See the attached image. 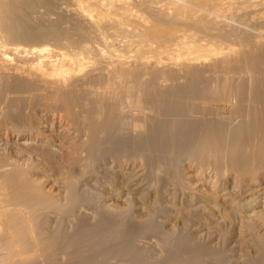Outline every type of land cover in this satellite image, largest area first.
I'll use <instances>...</instances> for the list:
<instances>
[{
  "label": "rangeland",
  "instance_id": "rangeland-1",
  "mask_svg": "<svg viewBox=\"0 0 264 264\" xmlns=\"http://www.w3.org/2000/svg\"><path fill=\"white\" fill-rule=\"evenodd\" d=\"M106 1V13L97 7L94 8L97 10H91L94 7L91 5L89 10L94 15L105 13L101 16L103 26L105 24L108 29L105 28V35L118 48L119 54L128 58L127 69L130 68L134 79L144 71L147 78L151 75L150 79H154H147L150 82L146 85L148 94L145 99L138 106L131 107L136 113L145 107L151 111L147 121L133 131L131 125L117 121L115 124L106 123L107 114L113 119L120 116L126 123L125 116L132 112L130 108H124V112L118 108V102L111 97L112 91L101 96L86 93L82 94L81 100L91 113H83L79 118H85V122L98 119L103 126L125 131L124 141H120L116 151L120 153L115 152L113 156L121 153L120 156H130V168L112 165L113 156L103 155L96 140L86 141L83 130L82 135L77 133L79 127L74 122L78 118L73 117L75 121L68 118L69 122L61 120L58 111L54 115L53 109H48L41 98L38 99L41 93L35 94L36 97L28 93L31 85L24 73L9 72L11 75L5 74L8 77H3L0 84V181H8L10 202L14 205L25 203L30 207L35 205L36 208L41 206L43 210L38 208V213L43 214L34 221L41 239L47 237L49 231L68 233L75 228H92L101 218L110 217L109 214L114 212L112 233L128 235L123 241L129 244V249L115 248L103 264H262L264 0H112L115 5L108 2L111 0ZM75 2L22 0L9 15L10 22L21 28L18 31L20 37L15 31V37L14 34H1L2 39L24 38L29 42L39 38L50 41L51 45L55 42L53 45H61L62 50L66 49L63 51H68V43L63 40L65 34L81 40L84 32L76 30L82 26L81 30L85 31L88 26V22L75 15ZM126 7L131 10L129 13L124 12ZM116 24L121 30L117 27L119 30L116 31ZM183 36L187 40L203 39L205 43H214L220 53L211 54L206 61L176 62L172 43ZM93 38L96 37L88 39ZM65 42L67 44L62 45ZM206 53L209 52L203 54ZM160 73L169 75L165 76L168 80L160 82L156 77ZM98 74L101 78L104 73L93 72L88 77L93 76L95 80ZM177 91L198 93L197 99L202 101L205 100L202 96L209 92L210 101L205 100L207 103L202 104L201 100L193 101L188 96L189 101L179 93L175 95ZM31 95L33 101L32 98L28 100ZM29 101L33 103L30 108ZM187 103L194 104V107L191 105L192 109H187ZM183 107L189 113L186 112L187 116L192 117L182 114ZM164 110L174 114L179 110L184 117L163 116ZM71 120L74 124L70 123ZM36 121L43 124L38 126L41 133L35 138L26 140L12 130L30 127L34 131L36 124L33 122ZM89 156L96 160L93 168L89 165ZM248 182L251 184L247 185ZM71 184H75L74 188L78 190L73 191L89 202L69 209V215L61 218L60 211H67L64 206ZM14 207H10V211ZM82 218L88 219L87 224L80 222ZM13 225L16 231L11 241L16 247L4 236L3 230L0 231V264H46L43 262H47V258L43 260L38 255L23 261L18 259L16 252L30 249V238L19 217H14ZM42 246L46 249L49 245ZM55 261L62 264L64 257L56 255Z\"/></svg>",
  "mask_w": 264,
  "mask_h": 264
},
{
  "label": "bare ground",
  "instance_id": "bare-ground-1",
  "mask_svg": "<svg viewBox=\"0 0 264 264\" xmlns=\"http://www.w3.org/2000/svg\"><path fill=\"white\" fill-rule=\"evenodd\" d=\"M21 1L22 0H15L14 2H11L10 0H0V84L2 81L1 79L3 77L5 78V76H7L5 74H7V73L9 74V72L10 73L13 72V73L19 74V75L24 73L25 74L24 77L26 76V78L28 79L27 82H29V84L31 85V87L29 89H27V90H30V92H28V93H30V94L33 93L32 95H34V96H35V94L40 95V93H41V96H38V99L41 98L42 103L46 104L48 109H53V111H52L53 114L58 111V114L56 113L58 115V117H60L61 120L64 119L66 121L70 120V118L74 119L73 117L80 119L79 116L81 114L91 111V109L85 108L86 103L85 102L83 103V101L81 100V98H82L81 96H83L82 94L86 95V93H88V95H91V94L96 95L97 94V96L98 95L101 96L103 93L106 95V93H108V92L110 93V91H112L110 93V94H112L111 97L114 96V99H116L115 101L118 102L117 106H118V108L120 107V109L123 110L122 112H124V108H125V110H126V108H130V110L132 111V109H131L132 105L134 106L137 104V106H138L145 99V96L148 94L147 82H150L151 80H154V79H150L151 75H149L150 77L147 78L148 76L145 75L146 71H144L145 69H144L143 65H142V67H143V69H144L143 71L145 73L141 72V73H143V75H140V76H138L137 79L136 78L134 79V75L132 74L133 75L132 76L131 71H129L130 68L127 69V67H129V65L127 66L129 61H128V58L126 59V55L125 56L120 55L118 48H116L113 43L111 44L110 40L108 41L109 37L107 35H105V28H106L105 24L103 26V23L101 22L102 21L101 16L106 13L105 11H107V9H106V5H108V4H106L107 1L105 2V0H75L76 2L74 3V8H73L75 10L74 11L75 15L80 20L88 22V26H87V29L85 31L81 30V29H83L82 26H81V29H80V27L79 28L77 27L79 30H76L78 32L79 31L84 32L83 33L84 35L83 34L81 35V33H80L81 37H84L83 38L84 40L81 39L83 41L80 40V37H79V39L76 40L75 38L71 39L72 38V37H70L71 35H69V37H68L67 34H65L66 37H63V38H66V39H63V40H66L68 45H66L67 44L66 42L63 43L62 45L65 44L66 46H68L69 48L66 47L68 51H63L66 49L62 50V48H60L61 45L57 46V47L55 45H53L55 42L52 43V45H53L52 46L50 43H48L50 41L46 42L47 40H43V39H39V38H36V40L33 39L29 42L24 41L23 40L24 38L22 40L14 38L13 41L12 40L10 41V38H9V41H7V38L5 39V37H4L5 40L2 39L1 34L11 35V36H12V34H14V37H15L16 36L15 33H17V36L20 37L21 32H19L20 34H18V31H20L21 28L15 26L12 23V21L10 22L9 15L11 14L12 8L15 5L19 4ZM175 1H178V0H175ZM108 2L113 3L112 0L108 1ZM188 2H189V0H188ZM87 3H89V5H87ZM112 3H109V4H112ZM202 3H204V2H202ZM191 4H188V5H191ZM90 5H91V7L92 6H94V7H92V9H91V8H89ZM113 5H115V4L113 3ZM109 6H112V5H109ZM95 7L99 8L98 10L104 11L105 13L103 12V13L99 14L96 11L97 15H94L89 9L95 11V10H97V9H94ZM120 7H122V6H120ZM107 8H108V6H107ZM123 10L125 13L128 11L129 12L131 11L130 9H127V7L123 8ZM229 10H231V9H229ZM100 11H98V12H100ZM120 13H121V11H120ZM98 15L101 17V19H100V17L98 18ZM260 17H262V16H260ZM116 25H117L116 26V31H117V30H119L118 28H120V26L118 27V24H116ZM174 26H175V24H174ZM112 28H113V26H112ZM153 28H155L154 29L155 31L158 30L157 27H153ZM210 29H213V28H210ZM52 30H54V29H52ZM120 30H121V28H120ZM257 30H258V28H257ZM15 31H17V32H15ZM33 31H35V30H33ZM40 31H41V29H40ZM56 31L59 32V30H56ZM74 31H75V29H74ZM107 31H108V29H107ZM152 31H153V29H152ZM159 32L161 33L160 30H159ZM154 33H156V32H154ZM163 33H165V32H163ZM181 33H179V34H181ZM52 35L54 37L55 36L57 37L56 33H53ZM52 35H51V37H52ZM80 35H77V36H80ZM145 35H147V34H145ZM210 35H211V33H210ZM77 36H76V38H77ZM92 36H94L96 38L89 40L88 38H91ZM227 36H229V34ZM141 37H143V36H141ZM185 37L183 36L182 39H180V40L177 39L176 43L175 42L172 43V45L175 46L172 48H174V51H175L173 53V56L175 57L176 62H177V60H179V61L183 60L184 63H185V61H187V62H189V64H191V63L196 62V61H206L207 57L210 56L211 54H213V53L216 54L217 52H218V54L220 53L219 51H216V49L218 50V47L214 48V46H213L214 43L213 44H211V42L205 43L206 40L204 42V40L202 38L201 39L203 41L201 39H200L201 41H199V39L198 40H196V39H194V40L188 39L187 40V39H185ZM236 37H238V36L236 35ZM204 38H205V36H204ZM37 39H39V40H37ZM49 39H51V38H49ZM94 39H95V41H93ZM57 40H59V39H57ZM207 41H209V40H207ZM155 42H156V40H155ZM230 42H232V41H230ZM133 45L135 46V44H133ZM222 46H223V44H222ZM62 47L64 48V46H62ZM70 49H71V51H70ZM121 50H120V52H121ZM203 51L204 52L207 51L209 53L203 54L204 53ZM16 57H17V61H15ZM145 58L146 57H144L143 59H145ZM167 59H169V58H167ZM146 61L147 60H144L143 62H146ZM181 63L183 64V62H181ZM144 64H146V63H144ZM93 72H95V73L101 72V74L104 73L103 75H106V76H105V78H103V75H102L101 78H103V79H101L100 78L101 75L99 76V74H98V76H99L98 79L100 78V80H98V79H96L97 76H95L93 74L96 77L95 80H98L96 82H93V81H95V80H93L94 79L93 76H91V77L89 76L90 79L92 78L91 80L88 79L89 78L88 75H90V73H93ZM148 74H150V73H148ZM151 74H154V72H152ZM160 74H159V76H156L160 82L161 81L165 82V80H168V78H165V76H167V74L166 75L164 74V76H162L163 74H161V76H160ZM9 75H11V74H9ZM154 75H156V74H154ZM171 75L175 76L172 73H171ZM85 76L88 78H86ZM152 78H154V77H152ZM186 78H188V77H186ZM147 79H149L150 81L149 80L147 81ZM1 86H3V85H1ZM27 90H26V92H27ZM206 92H205V94H206ZM177 93L181 94L180 96H182V97L188 98V100H189V97L191 100L193 99V101H194V99L196 101V99L198 98V93L177 91V92H175V95H177ZM202 93H203V91H202ZM203 94H201V95H203ZM209 94H210L209 92L206 94V96L208 95V98L204 95L202 96V98H205V100L210 101ZM32 95L30 98L28 97L29 99L28 98L27 99L30 100L32 98L31 100L33 101ZM217 95H219V93ZM97 99H98V97H97ZM100 99H101V97H100ZM114 99H112V100H114ZM191 100H189V101H191ZM200 100L201 99H197V101H200ZM202 100H201V103L203 102L202 104L207 103L205 100H204L205 102ZM30 101L28 103L29 104L28 107L33 104ZM101 102H102V100H101ZM188 105H189V107H188ZM191 105L187 103L186 104L187 109H189L191 107ZM192 106L194 107V104ZM58 109H60V110H58ZM75 109H78V110L76 111ZM183 109H184V107H183ZM183 109L182 110L180 109L181 112L183 111ZM191 109H192V107H191ZM193 110H194V108H193ZM193 110H191V111L193 112ZM133 111L131 112V114L128 115V117H127V115L125 116V119H127L126 123H124L125 122L124 118L117 116L113 119V117L112 118L110 117L112 115L109 116V114H107L105 116L106 123H112L113 124L115 121H117L118 123L120 122L121 124H126L127 126L131 125L132 130L135 131L136 128H139V126H141L142 123H145L147 121L149 111H151V110L145 107V108L138 110L137 111L138 114L135 112L136 110H133ZM125 112H127V111H125ZM186 112L184 109L182 114L187 116L188 112L187 113ZM132 113H135L136 116ZM171 114H174V112H170V111L168 112L167 110L163 111V116L164 115H171ZM193 114H194V112H193ZM174 115H178L179 117L180 116L184 117L183 115H181L179 110ZM101 116H102V114H101ZM188 116L192 117V115H188ZM78 119L77 120L74 119V121L76 120L74 123H76V125L79 127V128L77 127L79 129L77 133L80 134L81 131L83 130L84 132H82V133H85V135H87L86 141L96 140L98 142V144H100L99 150L104 153V154L101 153V155L103 154V155L107 156L108 154H111L113 156V154L120 153V151L119 152H116V151H118V147H120V146H118V145H120L119 144L120 141H124V134H125L124 132L125 131H121L120 128L119 129H117V128L113 129V127L111 128V127L103 126L102 121L101 120L98 121V119H91V120L88 119L87 122L84 121L85 118L80 119V120H78ZM100 119H101V117H100ZM70 123H73L72 120L70 121ZM33 124L34 125L36 124V127L33 126L35 128L34 131L32 130L33 128L30 129V127H29V129L24 128V127H17V128H13L12 130L19 137L23 136L26 138V140H28V138H35V137L39 136L38 135L39 133H41V131L39 129L41 127H38V126L40 124H43V122L42 121H36V122H33ZM118 126H120V125H118ZM6 130H8V128H6ZM130 130H131V128H130ZM126 131H128V130H126ZM82 133H81V135H82ZM124 146H125V144H124ZM127 152H129V149ZM106 153H107V155H106ZM111 155H109V156H111ZM120 155H122V153ZM120 155H117L115 158L113 156V159L111 160V164L115 165V166L117 165L118 167L121 166L124 169H125V167L130 168V164H131V162L129 161L130 156H128L127 154L126 155L123 154L124 156H120ZM93 156L88 157L90 159L89 165L92 168L95 166V163H96V160ZM43 157L45 158V156H43ZM13 169H15V168H13ZM5 170H6V168H5ZM0 173H1V171H0ZM6 181H5V179L3 181H0V231L2 229L3 230L2 233L4 234V236H7L10 241L13 240L14 235H15V231H16L15 226L13 225L14 217H19L21 219V221L23 222L24 227H25L24 229L26 230L25 232L27 233V235L30 238V249L27 252H22V251L16 252V255L20 261L27 259L29 256L38 255L40 257H43V260H46V258H47V262L44 261L43 263L61 264V263H57L55 261V257H56V255H58L59 258L63 259V257H64V262L62 264H103L105 261V258H107L109 254L111 255V253H112L111 251L114 250L115 248L116 249L120 248L121 250L125 249L126 251H127V249H129V248H127L129 246V244L123 241L125 239V237H128V235L125 234L126 235L125 236L124 234L120 235L121 233L120 234L118 233L119 235H117L116 233H112V228L115 225V217H116V214L114 212L109 214L110 217L101 218L97 222V225L95 224L92 228H90V226L88 225L89 229H87L86 225H84L86 229H81L82 227L79 229L77 227L78 228L77 230H76V228L73 230L71 229L72 232L69 231L70 233L69 232L67 233L66 230H65L66 232H64V230H62L61 232H57L58 231L57 230L54 233H52V232L50 233V231H49L47 237H45L43 239L39 238L40 234L37 232V230H35L36 226L34 225V223H35L34 221L36 220V218L38 219V217L43 214V213H41V211H40V213H38V208H40L41 206L40 207L37 206L38 208H36L35 205L30 207L27 204V206L30 207V209H29V211H26L28 209V207L25 205V203H20L17 205L12 204L10 202V201H12V198L9 199V193H8V187H7L8 181L7 182ZM250 184L251 183H249V182L247 183V185H250ZM72 185L73 184H71V186L69 187L70 192H68V197L67 198L65 197L66 198V202H65L66 204L64 207L67 208V211H62V212L60 211L59 214L62 215V216H60L61 218L64 217V215L65 216L69 215V213L71 212V210L69 211V209L77 208L78 205L81 206L82 203H88L89 202L88 200L84 199L85 197L80 196V194H78V193L76 194L73 191L75 189L74 188L75 184L73 186ZM76 190L77 189H75V191ZM10 191L11 190H9V192ZM30 191H31V189H30ZM241 192L244 193V191H242V190H241ZM26 195H24V196H26ZM30 195H32V194L30 193L29 196ZM33 196L34 195H32V198H33ZM44 200H45V198H44ZM26 201H28V200H26ZM12 206H15V207H14V209H11V211H10V207H12ZM40 209H42V208H40ZM73 210H72V212H73ZM9 212H12V213L10 214ZM101 217H102V215H101ZM61 218H60V220H61ZM81 220H80V222L82 224L83 223L87 224L86 220H88V219H85V220L83 219L84 222H83V220L82 221ZM263 224L264 223H262V225ZM80 225L81 224H78V226H80ZM11 242L13 243L12 245L14 247H16V243L14 241H11ZM46 244L49 246L47 247ZM42 245H45L47 248L43 249ZM261 263L264 264V260Z\"/></svg>",
  "mask_w": 264,
  "mask_h": 264
}]
</instances>
